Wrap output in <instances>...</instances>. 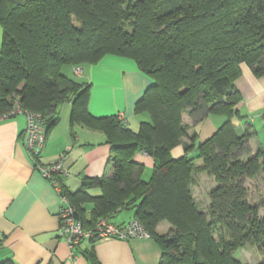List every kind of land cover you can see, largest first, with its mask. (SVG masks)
Returning a JSON list of instances; mask_svg holds the SVG:
<instances>
[{"label":"trees","instance_id":"16d2710c","mask_svg":"<svg viewBox=\"0 0 264 264\" xmlns=\"http://www.w3.org/2000/svg\"><path fill=\"white\" fill-rule=\"evenodd\" d=\"M0 29V116L24 115L19 136L41 176L38 166L49 162L40 156L58 122V104L71 103V123L83 121L106 134L110 150L102 175L82 180L75 191L61 182L67 169L57 176L59 194L76 208L74 218L85 230L99 217L131 208L132 218L150 233L142 239L160 248L158 264H242L233 253L247 245L264 255V217L247 200L244 186L245 178L264 173V145L252 150L255 131L238 132L234 123L241 117L234 80L242 66L264 74V0H0ZM105 54L133 59L152 79L134 104L136 114L148 117L136 130L116 115H90L88 84L61 72L64 65L92 64ZM183 113L194 125L209 114L224 120L204 140L194 130L183 142L189 128ZM30 117L43 128L36 151L24 141ZM178 144L184 153L173 157ZM137 151L153 159L146 181L143 165L133 159ZM204 175L214 184L207 192L208 212L192 195ZM58 221L60 228L59 215ZM160 222L169 224L167 231L157 230ZM215 229L225 233L215 239ZM83 241L89 245L82 250ZM96 241L81 239L74 253L99 264Z\"/></svg>","mask_w":264,"mask_h":264},{"label":"crops","instance_id":"0c3cea01","mask_svg":"<svg viewBox=\"0 0 264 264\" xmlns=\"http://www.w3.org/2000/svg\"><path fill=\"white\" fill-rule=\"evenodd\" d=\"M76 68L78 74L74 72ZM72 71L76 80L89 86L87 110L90 115H116L127 126L133 127L135 118L141 115L134 112L135 101L152 84V79L138 69L133 59L105 54L95 63L72 66ZM234 84L240 93L236 108L241 116L235 117L234 123L238 132L245 127L255 131L250 140L253 150L264 145V74L255 76L247 66H242ZM60 104L56 107L58 122L48 133L40 159L46 164L63 155L62 166L69 175L62 176L61 182L70 191H75L82 180L105 172L110 144L103 131L83 121L71 123V103ZM182 120L189 126L182 138L186 142L194 130L199 140L209 137L224 117L209 114L203 122L194 125L183 113ZM24 124L23 114L0 121V234H3L0 260L10 259L14 264H90L82 254L72 258L67 242L59 234L60 199L52 185L35 169L21 142L19 135ZM183 153L182 144L171 151L173 157ZM133 159L145 166L141 179L148 180L153 159L143 151H137ZM195 187L201 185H193L192 193ZM90 190L99 193L97 187ZM86 211L90 213V204L86 205ZM132 217L131 208H121L116 209L108 220L119 225ZM168 227L167 223L160 222L157 230L165 232ZM87 245V241H83L81 249ZM93 251L99 264H158L161 253L153 239L142 238L98 240L93 243Z\"/></svg>","mask_w":264,"mask_h":264},{"label":"built area","instance_id":"2783aa9c","mask_svg":"<svg viewBox=\"0 0 264 264\" xmlns=\"http://www.w3.org/2000/svg\"><path fill=\"white\" fill-rule=\"evenodd\" d=\"M75 73H79V69L74 70ZM14 112H20L18 107L13 109ZM13 112V111H12ZM39 117L38 114L31 115ZM6 118V116H0ZM28 128L24 135V141L30 150L36 151L42 146L43 141V128L38 126L32 118H28ZM144 154H147L143 151ZM63 156H59L57 159L50 161L47 166H38V170L42 176L50 181L54 191L59 194L61 188L57 180L58 174L67 175L68 172L64 170L62 166ZM61 200V206L59 207V217L61 219V225L59 228V234L62 236L68 244L70 250V256L75 257V246L84 238L96 236L97 240H106L110 238L116 239H131V238H149L150 233L142 226V224L132 218L128 222L123 224H113L105 217H99L96 219L91 229L85 230L82 226V222L74 218L75 207L69 202L68 198L59 194Z\"/></svg>","mask_w":264,"mask_h":264},{"label":"rangeland","instance_id":"374dc122","mask_svg":"<svg viewBox=\"0 0 264 264\" xmlns=\"http://www.w3.org/2000/svg\"><path fill=\"white\" fill-rule=\"evenodd\" d=\"M0 40H1V29H0ZM61 72L70 78L76 79L74 74H73V71H72V66L69 64L62 66ZM1 118L2 117H0V119ZM147 118L148 117L145 114H141L140 116H137V118H135L136 121H135L133 127L130 125H129V127L135 128V130H136V129H138L139 122L142 121L143 119L145 120ZM3 119H5V118H3ZM182 122L184 123L183 120H182ZM172 149H171V151H172ZM171 151H170V153H171ZM152 170H153L152 168H149V171H150L149 178L152 174ZM198 180L200 182L201 187L200 188L195 187L194 193H192V195H193L195 201L197 202L199 208L206 210V212H208L207 211V206L209 203L208 193H209L210 187L214 186L213 179H210L204 175V176H200ZM244 186L246 187V198H247V200L253 204L258 205L260 216L264 217V173H260L255 178H245L244 179ZM207 218L209 219V217H207ZM220 232L225 233V231L223 229L222 230L215 229L213 232V237L215 239H218ZM233 256H234V258L239 260L242 264H244V263H246V264H257L259 261L264 259L263 253H261L259 250H257L254 246H250V245L236 249L235 252L233 253Z\"/></svg>","mask_w":264,"mask_h":264}]
</instances>
